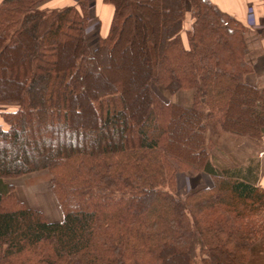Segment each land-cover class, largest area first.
Masks as SVG:
<instances>
[{
	"label": "trees",
	"instance_id": "trees-1",
	"mask_svg": "<svg viewBox=\"0 0 264 264\" xmlns=\"http://www.w3.org/2000/svg\"><path fill=\"white\" fill-rule=\"evenodd\" d=\"M43 1L0 2V264H248L264 190L210 168L208 136L264 131L245 26L208 0H105L92 48L88 0ZM43 169L60 220L5 181ZM202 170L213 185L177 197L176 173Z\"/></svg>",
	"mask_w": 264,
	"mask_h": 264
},
{
	"label": "crops",
	"instance_id": "crops-1",
	"mask_svg": "<svg viewBox=\"0 0 264 264\" xmlns=\"http://www.w3.org/2000/svg\"><path fill=\"white\" fill-rule=\"evenodd\" d=\"M2 0H0L1 2ZM78 0H45L41 8H62L75 5ZM218 10L229 14L246 30L244 33L249 48L247 55L252 71L245 75L246 83L261 90L264 89V38L261 29L264 20V0H208ZM89 18L86 28L88 44L94 47L99 37H105L113 15V5L105 0H88ZM192 19L185 17L182 23L181 38L187 46V31ZM217 127V126H215ZM213 128V127H212ZM208 136L213 138L214 147L209 150V166L216 172L227 176L247 177L257 187L264 190V131L257 141L249 137L236 136L221 131L217 133L208 129ZM212 139V137H211ZM177 187L192 188V191L213 185L209 171L202 170L197 174H176ZM55 221V220H54Z\"/></svg>",
	"mask_w": 264,
	"mask_h": 264
},
{
	"label": "rangeland",
	"instance_id": "rangeland-1",
	"mask_svg": "<svg viewBox=\"0 0 264 264\" xmlns=\"http://www.w3.org/2000/svg\"><path fill=\"white\" fill-rule=\"evenodd\" d=\"M189 16V14H188ZM154 91L161 96L163 99H166L171 102H179V103H188L187 99L190 95V91H180L176 94L165 95L163 94L156 86H153ZM138 92V89H136ZM262 90V89H261ZM183 93V95H182ZM181 94V95H180ZM15 108L14 105H2L0 106V110H11ZM0 123L1 119H0ZM3 124V123H2ZM6 127L5 124H3ZM213 127V128H212ZM210 132L217 133V127L211 124L209 127ZM212 137V139H211ZM209 137L212 142V147H214L213 138H217V135H211ZM256 139L257 141L260 139ZM186 174H192L189 172H178ZM177 174V173H176ZM50 173L48 170L43 169L35 172L28 173L26 175H22L14 178H6L5 181L12 186L14 197L18 200H21L27 206L39 209L44 213L45 217L49 221L60 220L62 218V213L60 211L59 205L56 202L51 189H50ZM176 175H175V186L174 191L177 197L183 198L188 193L192 192V188H184L177 187ZM259 242V241H258ZM264 241L262 243H258L260 245L254 246L252 255L248 261V264H263L262 259L264 257Z\"/></svg>",
	"mask_w": 264,
	"mask_h": 264
}]
</instances>
